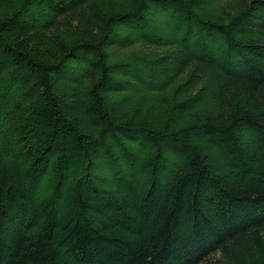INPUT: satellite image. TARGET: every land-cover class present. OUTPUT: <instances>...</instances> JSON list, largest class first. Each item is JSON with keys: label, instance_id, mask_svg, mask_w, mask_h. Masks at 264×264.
<instances>
[{"label": "trees", "instance_id": "obj_1", "mask_svg": "<svg viewBox=\"0 0 264 264\" xmlns=\"http://www.w3.org/2000/svg\"><path fill=\"white\" fill-rule=\"evenodd\" d=\"M0 264H264V0H0Z\"/></svg>", "mask_w": 264, "mask_h": 264}]
</instances>
